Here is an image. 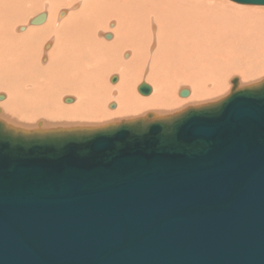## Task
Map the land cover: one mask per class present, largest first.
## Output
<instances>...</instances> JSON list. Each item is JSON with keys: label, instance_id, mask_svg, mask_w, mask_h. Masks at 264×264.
Returning <instances> with one entry per match:
<instances>
[{"label": "water", "instance_id": "obj_1", "mask_svg": "<svg viewBox=\"0 0 264 264\" xmlns=\"http://www.w3.org/2000/svg\"><path fill=\"white\" fill-rule=\"evenodd\" d=\"M237 83L164 121L1 124L0 264H264V82Z\"/></svg>", "mask_w": 264, "mask_h": 264}, {"label": "bare ground", "instance_id": "obj_2", "mask_svg": "<svg viewBox=\"0 0 264 264\" xmlns=\"http://www.w3.org/2000/svg\"><path fill=\"white\" fill-rule=\"evenodd\" d=\"M66 4L71 8L58 12ZM42 9L48 16L42 11L16 25ZM236 75L241 84L264 82V9L223 0H0V92L7 93L0 117L10 118L0 120L4 129L44 134L164 121L223 101ZM224 78H233L226 88ZM140 79L151 84L147 97L134 93ZM187 85L189 95L180 98Z\"/></svg>", "mask_w": 264, "mask_h": 264}, {"label": "rangeland", "instance_id": "obj_3", "mask_svg": "<svg viewBox=\"0 0 264 264\" xmlns=\"http://www.w3.org/2000/svg\"><path fill=\"white\" fill-rule=\"evenodd\" d=\"M223 1H225L226 3H229V4H232V5H234V6H242V7H244V9L245 8H253V9H257V8H260L261 10H263L264 9V6H248V5H240V4H236V3H233V2H231V1H229V0H223ZM70 4V3H69ZM69 4H66L64 7H61V8H59V9H57L58 10V12H59V10H62V9H67L69 6ZM69 8H71V7H69ZM68 8V9H69ZM46 12L47 13V16H48V11L47 10H45V9H42V10H40V11H38V12H35V13H33L32 15H29L25 20L26 21H24L23 23H20V25L19 24H16V25H18V26H25V25H27V23L26 22H28V20L31 18V17H33V16H35V15H37V14H39V13H41V12ZM58 12L56 13L57 15H58ZM69 15V14H68ZM68 15H66L61 21H60V24H61V22L64 20V19H66L67 17H68ZM57 18V17H56ZM56 18H55V23H54V29L55 30H57V28H59L60 26L58 25L59 23H57V21H56ZM112 22H108V24H107V26H106V31H105V34L106 33H108L111 29H110V27H111V24ZM15 25V26H16ZM109 25V26H108ZM59 26V27H58ZM114 27V26H113ZM112 27V28H113ZM102 31V30H101ZM110 39H111V37H110ZM50 40V39H49ZM46 41V43H50V41H51V48H53L52 46H54V41L53 40H50V41ZM43 44V43H42ZM42 46V45H41ZM43 48V49H42ZM50 47L49 48H47V50H45V52H47V51H49L50 49H51ZM40 49H42V50H44V47H41ZM49 49V50H48ZM42 65H44V64H46V63H48L47 61H45V62H40ZM111 76V78H110V81H109V83L111 82L112 83V78H113V76H115V77H117V82L116 83H110V85H116L117 83H118V81H119V77H120V75H119V73H113L112 75H110ZM239 75H236L235 77H233V78H236V79H238V82H239V84H238V87H248V86H251L250 84H241L240 83V79H239V77H238ZM233 78H231V79H233ZM230 79V80H231ZM222 80V82H221V84H222V86H224L225 88H226V86H230V80L227 78L226 80H225V78L224 79H221ZM141 82H145L146 84H149V85H151L150 83H148L147 81H144V80H142V79H140V80H138V81H136L135 82V85H134V87L135 86H138ZM229 84H228V83ZM225 83V84H224ZM231 84H232V82H231ZM179 86V84L178 85H176V87H175V90H176V88ZM253 86V85H252ZM183 88H185V87H183ZM190 87L187 85L186 86V90L187 91H189V93H190V89H189ZM137 88L135 87L134 88V90H135V95H137V96H142V95H140L138 92H137V90H136ZM6 92H4V91H2V92H0V94H2V95H4L5 96V98H4V100H2V101H0V109H2V107H1V104L3 103V102H5L6 101V98H7V93L5 94ZM228 94L229 93H221L220 95H222L221 96V98L218 100V101H221L222 99H224L226 96H228ZM226 95V96H225ZM74 96H68V98H71V99H73V103H74V98H73ZM143 97H145V96H143ZM147 97V96H146ZM178 97H180V96H178ZM180 98H183V97H180ZM187 98V97H186ZM214 98V97H213ZM63 104H64V101H63ZM66 104V103H65ZM64 104V105H65ZM114 104V107L116 108V104H115V102H112V104L111 105H113ZM68 105V104H67ZM110 105V106H111ZM192 105H194V104H192ZM192 105H190V106H192ZM195 106V105H194ZM115 108H113V109H115ZM110 109H112V108H110ZM140 109H138V111H136V112H133V113H131V115L132 116H137V115H139L140 114ZM0 115H1V112H0ZM5 117H0V120H3V121H8L10 118H7L6 117V114L4 115ZM40 120H44V119H40ZM154 119L152 118V119H149L148 121H153ZM12 124H14V123H11V124H8L7 126L8 127H10L11 129H12V127L11 126H9V125H12ZM65 124H66V126H69V122L68 121H66L65 120ZM16 126V125H15ZM35 126V125H34ZM17 127V126H16ZM24 129H27V128H25L24 127ZM16 130H18V129H16ZM54 129H46V131H53ZM59 130H65V131H68V129H59Z\"/></svg>", "mask_w": 264, "mask_h": 264}, {"label": "flooded vegetation", "instance_id": "obj_4", "mask_svg": "<svg viewBox=\"0 0 264 264\" xmlns=\"http://www.w3.org/2000/svg\"><path fill=\"white\" fill-rule=\"evenodd\" d=\"M46 13V12H45ZM47 14V13H46Z\"/></svg>", "mask_w": 264, "mask_h": 264}]
</instances>
